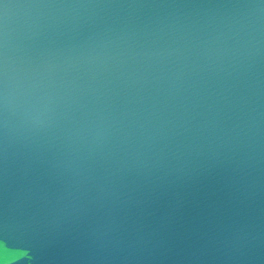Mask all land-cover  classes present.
<instances>
[{"label":"water","instance_id":"95a60500","mask_svg":"<svg viewBox=\"0 0 264 264\" xmlns=\"http://www.w3.org/2000/svg\"><path fill=\"white\" fill-rule=\"evenodd\" d=\"M0 240L264 264V0H0Z\"/></svg>","mask_w":264,"mask_h":264},{"label":"snow or ice","instance_id":"6c2138e0","mask_svg":"<svg viewBox=\"0 0 264 264\" xmlns=\"http://www.w3.org/2000/svg\"><path fill=\"white\" fill-rule=\"evenodd\" d=\"M7 252L6 244L0 240V264H17V260L23 258L26 253L19 252V253H12L11 255L15 256V259H5V255Z\"/></svg>","mask_w":264,"mask_h":264}]
</instances>
